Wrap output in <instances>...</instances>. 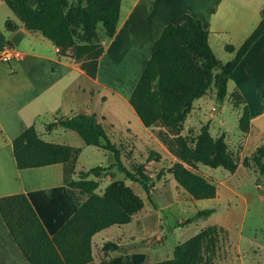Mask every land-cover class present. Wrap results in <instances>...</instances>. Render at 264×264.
Wrapping results in <instances>:
<instances>
[{"label":"trees","instance_id":"16d2710c","mask_svg":"<svg viewBox=\"0 0 264 264\" xmlns=\"http://www.w3.org/2000/svg\"><path fill=\"white\" fill-rule=\"evenodd\" d=\"M24 26L41 32L59 48L61 55L79 61L82 69L96 77L99 59L105 46L97 31L98 24L104 33L112 37L120 19L121 0H4ZM9 30L18 28L12 20H6ZM264 33V9L261 19L245 41L238 47L226 44V50L234 52L227 60H220L209 43V30L199 18L184 13L176 22L165 26L155 40L151 55L143 69L129 102L147 127L160 125V138L176 157L168 171L176 182L197 199L217 195V185L203 174L195 171L201 162L213 167L223 166L234 172L239 166V157L233 152L224 137H213L207 126L188 139L182 131L193 108V102L211 87H216V97L223 101L228 92V81L254 42ZM11 44L0 29V49ZM236 106L242 105L240 127L247 132L251 125V113L244 95L234 89ZM76 130L86 144L110 150L114 162L108 166L97 165L81 170L74 179L80 147L67 143L46 140L33 123L13 138V153L18 168L64 164L65 182L88 194L76 211L53 235H50L37 210L25 192L0 196V213L30 264H85L94 259L92 238L100 230L115 224L129 223L134 214L144 206V200L124 180L114 179L102 193L97 192L101 177L112 174L117 167L134 181L140 182L150 195L149 176L143 165L132 170L123 163L121 143L113 141L107 128L96 113L79 112L72 116L55 115L46 124V130L56 127ZM255 166L264 174V144L253 154ZM251 167L248 158L243 161ZM215 209H200L192 217L179 224L189 223L196 217L208 216ZM223 229L216 224L202 228L188 239L178 242L171 257L154 264H213L219 249ZM123 248L118 241L107 240L101 250L107 254Z\"/></svg>","mask_w":264,"mask_h":264},{"label":"crops","instance_id":"0c3cea01","mask_svg":"<svg viewBox=\"0 0 264 264\" xmlns=\"http://www.w3.org/2000/svg\"><path fill=\"white\" fill-rule=\"evenodd\" d=\"M3 2L6 4L4 0H0V10L4 8ZM8 8L4 9V12L0 11L4 14V18L0 21V29L6 39L22 51L23 56L10 61L0 59V196L25 192L48 233L53 235L87 199L88 194L65 182L63 163L18 168L13 153V138L34 123L46 140L66 143L48 138L54 133L61 134L66 131L61 127L47 131L46 124L52 121L55 115L72 116L79 112H87L97 114L112 139L118 118L99 107V103L109 104L110 94L116 93L126 102L125 104H130L129 97L148 62L153 44L167 24L176 22L184 13H190L199 18L203 26L209 30L208 39L211 47V41L214 39L229 53L227 57L232 58L234 52L226 50L225 45L233 44L238 47L245 41L261 19L264 0H132L126 8L123 7L121 0L116 33L107 39L101 37L105 51L99 59L96 77L88 75L79 61L61 55L58 46L41 32L27 29L12 9L9 6ZM9 18L18 24L17 29H7L6 20ZM124 54L126 55L122 56V62L127 67L123 68L125 64L123 65L121 61L119 63H122L121 68L116 66L117 63L116 65L112 63L116 56L120 58V55ZM127 54L132 55V61L130 57L129 60L130 63L133 62L132 67L135 66L130 68L134 69V73L138 69L135 74L132 73L135 77L130 76L131 86L126 85L130 84L127 82L130 78L127 76V71L132 72L128 68V65H131L126 63ZM108 61L109 63H106ZM107 65L109 68L106 72L104 70ZM119 69L126 71L122 70L123 72L120 73ZM121 76L123 80L120 85L111 82L113 78L120 80ZM230 81L248 102L251 113L250 131L255 122L262 125L264 108H261L259 101H264V33L232 71L228 83ZM122 84L130 87L126 88ZM94 100H97L96 103ZM48 112L54 115L53 119L38 125L39 117ZM123 127L130 131V121L124 122ZM112 172L116 175L115 170ZM105 176H91L100 180L97 189L99 193H102L113 180L110 178V182L102 186V179ZM73 177L77 179L79 175L75 172ZM170 204L171 202L167 203V207ZM141 211L142 209L135 213L129 223ZM99 232L92 238V248L94 237ZM128 233L131 237L130 241H134L132 245L126 244L129 240L126 238L127 234L123 233H120L122 236H118L117 239H107L118 241L127 248L126 250L123 248L112 250L104 255L101 247L107 240H103L97 252L93 250L94 259L85 264H154L159 260L146 257L143 244L148 242L147 240L140 238L133 231ZM165 237V234L160 233L156 238L157 244ZM0 264H30L10 233L1 213Z\"/></svg>","mask_w":264,"mask_h":264},{"label":"rangeland","instance_id":"374dc122","mask_svg":"<svg viewBox=\"0 0 264 264\" xmlns=\"http://www.w3.org/2000/svg\"><path fill=\"white\" fill-rule=\"evenodd\" d=\"M131 1L123 0V7L126 8ZM77 3L78 0H69V4ZM2 7V12L9 9L4 2ZM3 18L4 14L0 12V21ZM97 31L100 37L107 39L101 23L98 24ZM211 43L218 58L224 61L231 58L227 57L229 53L214 39ZM108 68L107 65L104 71L107 72ZM109 80L112 79L109 77ZM111 82L121 84L120 80L114 78ZM234 89V83L230 81L227 96L221 101L216 97V87L212 83L206 94L194 100L182 131V134L190 139L203 126H207L213 137H224L229 148L239 157L240 163L234 172L223 166L213 167L201 162L192 167L217 185V195L212 198L192 197L168 171L176 157L160 138L159 133L165 131V127L145 126L134 108L125 104L116 93L110 94L109 104L99 103V107L118 118V124H115L111 132L112 140L123 146V163L132 170L135 165L142 164L144 172L149 176L148 181L153 185L149 187V195L140 182L132 180L117 167L114 168L116 175L106 174L102 179V186L108 184L110 178L124 180L142 196L144 206L131 223L114 225L99 232L93 240L94 252H97L103 240L117 239L122 236L120 233L127 234L126 238L130 241L128 232L133 231L148 241L143 244L148 259H165L173 255L178 242L193 236L202 228L216 224L223 231L213 264H264V174L259 172L258 167H253L256 163L252 158L255 150L264 144V122L262 125L255 122L251 131L241 130L243 109L242 105H235L232 96ZM96 101L94 100V103ZM259 103L261 108H264V101L260 100ZM53 117L51 112L42 114L37 121L38 125L52 120ZM128 120L130 131L123 127V123ZM59 127L66 132L54 133L48 138L80 147L76 174L79 175L81 170H88L97 165L108 166L114 162V155L110 150L86 144L76 130ZM245 158L249 159L251 167L243 164ZM169 202L171 204L167 207ZM205 208L215 210L208 216L196 217L192 222L179 224ZM160 233L166 237L157 244L156 238ZM129 241L126 242L127 245L134 244V241Z\"/></svg>","mask_w":264,"mask_h":264},{"label":"bare ground","instance_id":"6f19581e","mask_svg":"<svg viewBox=\"0 0 264 264\" xmlns=\"http://www.w3.org/2000/svg\"><path fill=\"white\" fill-rule=\"evenodd\" d=\"M128 44H129V43H128ZM146 47H147V45L144 47V49H145ZM142 48H143V47H142ZM144 52L146 53L145 50H144ZM129 54H130V53H129ZM129 54H127V56H126V61L128 60L126 63H129V64L131 65V66L128 65V68H129L130 70H132V72L129 71L128 68H127V70L129 71V73H128V71H127V74H128L127 76H129V77L131 76V77H132V76H134V75H132V73L135 74V73L138 71V69H136V68H138V65H139V64L136 65V68H135V69H136V72L134 73V72H133L134 69H131V68H130V67L133 66V65H132L133 62L130 63V62L132 61V58H131L132 55L129 56ZM125 55H126V54H124V55H120V58H119V56H116L115 59H113L114 62L112 61V63H113L114 65H116L115 63H117V64H118V65H116L117 67H120V65H121V67H122V63H123V65L125 64L124 62H122V60H123L122 58H123ZM144 55H145V54H144ZM122 56H123V57H122ZM129 57L131 58V59H130L131 61L129 60ZM143 58H144V57H143ZM120 61L122 62L121 64H119ZM124 61H125V60H124ZM134 65H135V64H134ZM125 66H126V64L123 66V68H124ZM121 67H120V68H121ZM126 67H127V66H126ZM134 67H135V66H134ZM134 67H132V68H134ZM139 69H140V68H139ZM119 70L121 71L120 73L123 72L122 70H124V72L126 71V69H119ZM123 76H124V74H123ZM121 77H122V76H121ZM121 77H120V82L123 80V79H121ZM129 77H127V78H129ZM131 77L128 79L127 82L130 83V81H131ZM134 77H135V76H134ZM125 79H126V77H124V80H125ZM126 80H127V79H126ZM126 80H125V82H126ZM133 81H134V78H133ZM133 81H132V82H133ZM123 82H124V81H123ZM125 82H124V83H125ZM127 82H126V83H127ZM121 83H122V82H121ZM126 83H125V84H126ZM125 84H122V85H124L126 88H129V87L131 86V83H130V84H128V83L126 84V85H130V86H126ZM124 86H123V87H124Z\"/></svg>","mask_w":264,"mask_h":264},{"label":"built area","instance_id":"2783aa9c","mask_svg":"<svg viewBox=\"0 0 264 264\" xmlns=\"http://www.w3.org/2000/svg\"><path fill=\"white\" fill-rule=\"evenodd\" d=\"M23 56L22 51L12 44H6L0 49V59L10 61L12 59H20Z\"/></svg>","mask_w":264,"mask_h":264}]
</instances>
